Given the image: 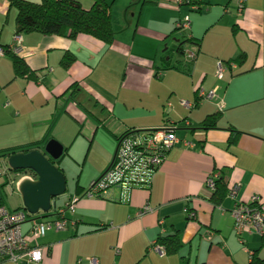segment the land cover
Segmentation results:
<instances>
[{
  "label": "crops",
  "instance_id": "obj_1",
  "mask_svg": "<svg viewBox=\"0 0 264 264\" xmlns=\"http://www.w3.org/2000/svg\"><path fill=\"white\" fill-rule=\"evenodd\" d=\"M105 1L113 17L110 44L88 35L20 34L21 50L15 54L36 74L29 78L15 76L6 52L18 35L17 12L10 0H0V47L5 51L0 56V160L7 162L1 157L7 152L42 151L50 140L64 147L55 161L64 174L65 158L97 160L71 189L66 178L67 194L54 207L51 200L55 211L71 196H80L74 215L67 214V230L50 231L33 242L47 247L39 264H90V259L98 264H249L255 251L264 260V234L238 237L231 214L239 201L254 195L264 199V0H245L242 10L239 0H201V11L187 5L189 0L179 7L174 0ZM80 2L86 9L92 4ZM186 15L189 47L197 54L193 62L176 52L180 38L173 33ZM67 52L75 62L64 68ZM220 61L235 65L223 78L216 75ZM200 88L216 90V97L196 101ZM217 112L216 128L203 129L204 119ZM168 122L178 125L179 141L149 188L83 196L108 169L121 133ZM214 173L228 188L219 205L211 201L206 184ZM17 174L1 187L18 189L27 175L36 179L29 172ZM236 184L240 188L231 197ZM146 205L155 211L138 216ZM175 231L184 248L175 255L158 252L157 238Z\"/></svg>",
  "mask_w": 264,
  "mask_h": 264
},
{
  "label": "built area",
  "instance_id": "obj_2",
  "mask_svg": "<svg viewBox=\"0 0 264 264\" xmlns=\"http://www.w3.org/2000/svg\"><path fill=\"white\" fill-rule=\"evenodd\" d=\"M176 6L184 4V0H174ZM239 8L243 9L245 0H239ZM193 10H199V7L192 6ZM176 34H188L190 31V18L184 16L176 22ZM184 36V35H183ZM188 34L185 38H190ZM22 45L21 35H16L14 44L11 47L12 52L19 53ZM5 51L0 47V56ZM182 56L187 61L193 62L196 59V51L185 44ZM234 63L218 62L216 75L223 78L226 71L234 68ZM198 98L212 100L216 97V90L206 92L202 88L198 91ZM181 105L187 109L194 108V105L187 101H181ZM222 107V103L220 104ZM185 126L189 123L184 122ZM178 125L175 123H166L161 127L154 129H127L116 138V150L112 161L104 174L93 181L86 189L83 196L87 198H96L102 196L111 188H120L124 192H129L135 188H149L153 178L165 161L169 151L179 141L177 137ZM185 145L192 146L188 141ZM9 166H5L1 175L9 177ZM218 176L214 173L208 177L206 182L210 192L216 189ZM23 179L34 180L32 176H24ZM13 180V179H12ZM240 188L236 184L229 191V196L234 197ZM80 196L73 195L67 203L53 211L51 215L48 212L40 211L37 214H30L26 209L9 210L5 206H0V263L12 262L14 264H39L43 260V252L47 247L36 245L33 242L44 238L48 232H61L68 228L70 220L67 214L73 216L76 204ZM1 199V196H0ZM155 210L146 205L138 213V216L154 212ZM190 217L195 214L187 212ZM234 219L233 229L238 237L245 233L264 234V199L261 196L254 195L247 202H237L231 211ZM162 223V222H160ZM27 228L24 230V227ZM156 249L164 254V248L157 246ZM90 264H98L97 260L90 259Z\"/></svg>",
  "mask_w": 264,
  "mask_h": 264
},
{
  "label": "trees",
  "instance_id": "obj_3",
  "mask_svg": "<svg viewBox=\"0 0 264 264\" xmlns=\"http://www.w3.org/2000/svg\"><path fill=\"white\" fill-rule=\"evenodd\" d=\"M91 2L92 4L90 8L86 9L82 6L80 0H40L39 2L10 0L11 6L15 8L17 12L15 21L16 34L40 33L42 35L65 36L70 39H76L80 35H88L105 44H110L113 41V17L111 5L107 4L105 0H91ZM187 5L199 7V10L195 11H201L203 8L201 0H189ZM173 33H176L175 28ZM188 34H183L184 36L181 35L182 39L180 40V43L178 42L176 52L180 56L183 55L182 51L184 45L192 42L191 37L185 38ZM6 52L12 55L13 68L16 77L31 78L36 75L30 70L22 58L18 57L10 50ZM243 59L244 55H241L239 60ZM74 62L75 56L72 53L67 52L62 58L61 64L64 68H69ZM236 62H238V60ZM196 94H198V92ZM196 101H199L198 97L196 98ZM220 118L221 112L208 115L202 122L201 126L205 130L216 128ZM234 140L235 138L232 139V141ZM30 151L31 150H25L24 152L27 153ZM10 155L11 154H8L7 152L1 157L8 159ZM15 172H29L36 177V174L30 170ZM227 194L228 188L223 183V179H217L216 189L211 196V201L215 205H219L224 201ZM156 243L164 248L165 254L167 255H175L184 248V241L178 231H175L170 235H160L157 238ZM185 264L188 263L186 262ZM249 264H264V260L259 256V251H255L251 255V261Z\"/></svg>",
  "mask_w": 264,
  "mask_h": 264
},
{
  "label": "water",
  "instance_id": "obj_4",
  "mask_svg": "<svg viewBox=\"0 0 264 264\" xmlns=\"http://www.w3.org/2000/svg\"><path fill=\"white\" fill-rule=\"evenodd\" d=\"M64 153V147L56 140H50L44 150L11 154L7 159L13 171L30 170L36 174L35 180L25 179L19 185L24 209L30 214L51 210V200L66 193V178L54 162Z\"/></svg>",
  "mask_w": 264,
  "mask_h": 264
},
{
  "label": "rangeland",
  "instance_id": "obj_5",
  "mask_svg": "<svg viewBox=\"0 0 264 264\" xmlns=\"http://www.w3.org/2000/svg\"><path fill=\"white\" fill-rule=\"evenodd\" d=\"M169 106V104H168ZM167 104H166V111H167ZM178 133V131H177ZM92 161L96 162L97 160H92L91 162H83V160L80 161H75V160H71L69 158H65L62 161V168L65 170V178H68V182H69V189H71V186L76 183L77 178L79 177V175H82L83 172H85L87 169H91V165H92ZM7 167V162L6 161H2L0 160V172L4 167ZM9 176L11 178H18L19 174L15 173L12 170H8ZM17 175V176H16ZM4 181H7V176H2L0 177V193L3 196V203L4 206L13 211L15 209L18 208H23L24 207V202H23V198L21 193L19 192V190L17 189V187L12 186L11 184H8V187H5V189L3 187H1V184H3ZM11 183V182H9ZM67 194V193H66ZM65 195V194H64ZM62 195V196H64ZM59 198H61V196L52 199V204L53 207L56 204V202L58 200H60ZM52 207V209L48 212L49 215L52 214L54 208ZM27 228V226L24 227V230Z\"/></svg>",
  "mask_w": 264,
  "mask_h": 264
}]
</instances>
